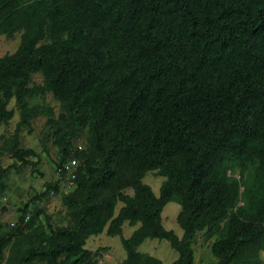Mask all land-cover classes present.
<instances>
[{
	"label": "trees",
	"instance_id": "obj_1",
	"mask_svg": "<svg viewBox=\"0 0 264 264\" xmlns=\"http://www.w3.org/2000/svg\"><path fill=\"white\" fill-rule=\"evenodd\" d=\"M15 33L0 56V126L17 114L0 188L37 163L19 139L36 117L54 175L76 165L69 190L61 172L0 224V264H98L106 248L85 242L100 233L120 237L119 264H163L144 239L194 264L197 237L207 264H264V0H0V35ZM49 191L64 222L30 205ZM170 201L180 234L161 223Z\"/></svg>",
	"mask_w": 264,
	"mask_h": 264
},
{
	"label": "rangeland",
	"instance_id": "obj_2",
	"mask_svg": "<svg viewBox=\"0 0 264 264\" xmlns=\"http://www.w3.org/2000/svg\"><path fill=\"white\" fill-rule=\"evenodd\" d=\"M17 44V33L9 39L4 35H0V56L4 53L12 52ZM33 78L39 80V76L37 75H34ZM48 96L49 95L45 98L46 101H50L51 104H54ZM8 107H13L12 101H10ZM16 121L17 114L15 111L13 117L7 124L0 126V134L4 136L11 134ZM42 123L43 117H36L32 122L31 133L26 131V127L19 132L21 144L25 147L32 148L38 157V161L36 164H29L19 171L9 169L3 178V187L0 188V224H3L4 228L12 226L20 214V209L30 200L34 192L42 190L44 184L47 181L53 180L55 176L52 172V149H50L48 154H45L38 142V135L42 128ZM34 160L35 158H32L31 162ZM11 161L12 159L4 153L1 158L2 166H6ZM162 180L163 177L155 175L151 171L145 173L142 178V182L149 185L155 194H157ZM62 185L66 187L67 180H65ZM58 195L59 194H48L46 198L30 205H36L47 214H50L53 221L59 223L64 222V209L60 204ZM178 208L177 203L170 201L164 205L161 211L162 226L165 229L174 231L176 234H180L181 232L175 220ZM134 227L135 226L131 227L123 224L121 235L127 237ZM209 242L210 240L197 237V243L194 245V264H207L212 260L213 257L211 258V254L208 252ZM98 246L106 248L105 251H100L98 264H119V261L124 256V250L118 235H105L100 233L96 236H90L85 242V247L92 250ZM137 250L160 259L163 264H169L176 257V252L170 248L168 242L164 239H144ZM261 255L264 259V251L261 252Z\"/></svg>",
	"mask_w": 264,
	"mask_h": 264
},
{
	"label": "built area",
	"instance_id": "obj_3",
	"mask_svg": "<svg viewBox=\"0 0 264 264\" xmlns=\"http://www.w3.org/2000/svg\"><path fill=\"white\" fill-rule=\"evenodd\" d=\"M75 165L76 161L74 158H70L67 162L62 163L59 167L55 169V176H58L63 172L65 175L62 178V182L67 180V185L64 187V190H69L73 186V178L75 174ZM63 184V183H62ZM49 194H54L53 191H49ZM27 214L25 215V219L27 218Z\"/></svg>",
	"mask_w": 264,
	"mask_h": 264
}]
</instances>
